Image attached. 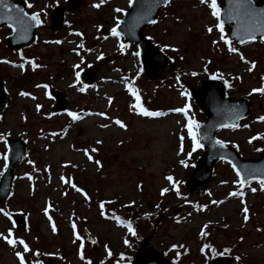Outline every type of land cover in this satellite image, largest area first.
<instances>
[{
	"label": "rangeland",
	"instance_id": "obj_1",
	"mask_svg": "<svg viewBox=\"0 0 264 264\" xmlns=\"http://www.w3.org/2000/svg\"><path fill=\"white\" fill-rule=\"evenodd\" d=\"M50 1L54 0H36L33 9L46 11L52 6ZM56 1L62 6L66 0ZM81 1L83 5L76 12L66 14L56 39L44 28L23 54L40 67L33 68L32 63L9 67L3 59L17 63L19 56L9 54L0 45V79L10 94L0 112V175L6 168V139H22L27 144L25 159L13 171L11 195L0 203V208L11 216L9 219L0 213V233L17 241L9 247L7 240L0 238V264H19L16 252L27 256L25 264H128L129 258L123 257L135 254L132 246H139L138 235L146 233L155 216H171L177 208L178 218L162 220L147 245L163 252L172 264H208L216 250L226 246L231 249L222 259H228L230 264H264V189L260 184L241 187L229 164L219 162L205 187L213 195L207 214L201 213V206L197 214L187 217V206L183 207L181 199L184 182L204 152L193 147L188 133L189 121L200 112L187 83L197 88L208 68H216L221 81L237 79L228 94L232 99L250 100L252 112L235 128L217 132L216 138L238 148L244 158H257V150L264 145V120L259 119L264 113L257 108L264 102V91L253 89L264 88V44L256 40L245 45H226V30L215 27L219 19L211 15L207 6L210 0L205 4L200 0H170L156 23L144 29V35L173 58L161 70V79L151 82L142 74L135 46L111 35L122 12L128 9L129 0H104L102 4L100 0ZM94 4L100 6L93 7ZM117 8L119 12L115 11ZM44 19L49 21L46 16ZM207 28L213 31L208 32ZM229 47L236 52H229ZM89 65L97 67V79L83 86L77 73ZM18 79L25 80L21 90L13 84ZM80 88L84 91L80 92ZM48 90L64 94L66 113L52 114L54 101ZM136 94L144 100L149 98L151 109L160 115L140 114L141 109L132 106ZM189 103L194 104V111ZM185 104L188 107L184 112L175 111ZM69 112L79 118L73 120ZM200 115L198 125L205 119ZM117 119L126 127L116 125ZM93 148L97 151L92 152ZM168 176L172 177L171 182L166 179ZM72 185L82 189L87 199ZM162 188L168 189L163 195ZM196 192L189 193L190 202L199 199ZM230 192L233 195L229 196ZM99 199L115 205L124 218L134 219L136 233H129L120 219L97 211ZM45 207L48 216L44 215ZM243 209L248 210L246 221ZM13 218L22 219L24 228H15ZM30 221L34 225L32 231L28 228ZM73 225L79 240L77 232H71ZM37 234L46 244H39ZM20 239L43 250L41 258L34 262L35 253L24 252ZM209 241L213 246L207 245ZM168 245L173 248L167 250ZM182 251L187 253L185 257Z\"/></svg>",
	"mask_w": 264,
	"mask_h": 264
},
{
	"label": "water",
	"instance_id": "obj_2",
	"mask_svg": "<svg viewBox=\"0 0 264 264\" xmlns=\"http://www.w3.org/2000/svg\"><path fill=\"white\" fill-rule=\"evenodd\" d=\"M219 1L221 2L220 20L228 29L229 39L239 43L243 40L245 43L264 36V28L260 26L264 23V0L259 2L247 0L246 5L243 4V0ZM164 5L163 0H131L129 10L124 13L117 27V31L127 43L137 45L144 74L149 80L160 77L159 70L167 64L168 58L142 35V30L150 24V21L157 18ZM77 7L78 4L75 1H70L68 10L74 11ZM244 7L247 8L248 15L244 14ZM62 15V9L57 7L53 10L51 15L53 28L60 24ZM2 25L12 29V34L5 41V46L12 50L28 46L33 40L37 27V24L31 20V15L26 12L24 4L16 0H3L0 3V26ZM93 73V68L91 71L84 72L82 82L88 83ZM191 90L195 103L205 116V120L198 129V141L205 152L197 159L193 172L185 183L187 190L192 192L200 186L207 185L213 166L219 160L228 161L236 172L240 173L239 179L243 180L244 184L260 182L264 179V149L257 159L242 158L235 149L224 143H217L215 139V133L218 130L234 127L241 119L249 115L250 103L245 99H229L225 85L213 80H206L197 90L193 88ZM51 95L56 101L52 106V112L62 113L66 106L63 97L56 92H52ZM6 101L7 94L0 82V111L4 108ZM262 106L264 107V104ZM7 146L8 167L0 179V201L10 192L13 168L24 158L26 152V144L20 139H8ZM16 225L22 227L17 222ZM150 237L144 239L131 263L170 264L164 260L161 252L146 248Z\"/></svg>",
	"mask_w": 264,
	"mask_h": 264
},
{
	"label": "snow or ice",
	"instance_id": "obj_3",
	"mask_svg": "<svg viewBox=\"0 0 264 264\" xmlns=\"http://www.w3.org/2000/svg\"><path fill=\"white\" fill-rule=\"evenodd\" d=\"M2 2H3V0H0V3H2ZM102 3H104V0H100V4H102ZM163 3H164V4H168V3H169V0H163ZM200 3H201V4H205V3H206V0H200ZM100 4H94L93 7H99ZM243 4L246 5V4H247V0H243ZM207 6H208L209 9H211V15H212L213 17H216L217 19H219V12H220V9L217 7V0H210V2L208 3ZM242 6H243V5H242ZM29 7H31V5H29ZM115 11L119 12L120 9L117 8V9H115ZM244 14H245V15H248V14H249V13H248V10H247L246 7H244ZM31 20H33L37 25H39V24L41 23L40 18L38 17L37 13H35V12L32 13V15H31ZM150 23H155V21H150ZM10 26H11V25H10ZM260 26H261L262 28H264V23H262ZM215 27H216L217 29H221V31H222V26H221L219 23H217V24L215 25ZM207 31H208V32H212L213 29H212V28H207ZM78 35H79V34H78ZM111 35L114 36V37H119L120 33L117 32V30H116L115 28H113V29H111ZM221 39H223V37H221ZM261 39L264 40V36H262ZM55 43H60V41H55ZM213 43H216V42L213 41ZM240 43H244V41L241 40ZM224 44H226V45L229 44V41L226 40V39H224ZM165 47H168V46H165ZM121 48H123V46H121ZM228 51H229V52H236V49H235L234 47H229V48H228ZM136 55L138 56L139 53H136ZM97 58L99 59V57H97ZM240 58H241V60H244V57H243V56H241ZM5 62H6V61H5ZM245 62L247 63V61H245ZM29 63H32V62L29 61ZM20 67H23V65H20ZM32 67H33V68H36V67H40V65H37V64H35V63H32ZM253 67H254V64H253ZM248 71H252V68H249ZM193 75H195V73H193ZM77 76H79V73H77ZM44 87H47V86L45 85ZM79 91H80V92H83L84 89H83V88H80ZM130 91H131V90H130ZM253 91H254V92H257V91H264V88H261V89H253ZM21 95H25V96H26V95H28V93H21ZM109 99H111V98H109ZM137 99H138V98H137ZM187 107H188V105L185 104L183 108L175 109V111H177V112H181V113H182V112L185 111V109H186ZM39 108H40V106L37 105V110H39ZM140 114H142V115H144V116H157V115H160V113H157V112H149V111H147V110H143V109L141 110ZM68 115H69L70 117H72L73 120H76V119L79 118V117H77L76 113H73V112H69ZM99 115H104V114H103V113H99ZM259 119H260V120H264V116L259 117ZM115 124L118 125V126L121 127V128H125V127H126V125H125L124 123H122L119 119L115 120ZM102 127H107V125H102ZM194 127H198V125H196L194 121H189V123H188V125H187V128H188V133H189V135L192 136V138H193V147H194V148H199V147H200V144L196 142L195 134H194V132H193V128H194ZM245 127H247V125H245ZM53 135H55V134H53ZM255 138H256V137H253L252 139H255ZM250 142H251V141H250ZM96 143L99 144V143H102V141H96ZM217 143H221V142H220V141H217ZM221 146H223V145L221 144ZM91 151H92V152H95V151H97V149L93 148ZM85 155L87 156V158H88L89 161H92L93 158H92V156L88 155V152H87V151H85ZM30 163H31V162H30ZM95 163H97V165H99L100 162H99V161H96ZM73 167H75V165H73ZM236 175H237V177H239V176H240V173L237 172ZM63 179H64V178L61 177V180H63ZM166 179H167L169 182L172 181V177H171V176L166 177ZM238 183L240 184L241 187L244 186V181H243V180H238ZM260 185H261V188L264 189V179H262V180L260 181ZM72 187H74L75 190H76L77 192H80V193H81L82 195H84L85 198L87 199V196H86V194L83 192L82 189L76 187L75 185H72ZM167 191H168L167 188H162V189H161V195H163V194L166 193ZM253 191H255V189H253ZM228 195L231 196V195H233V193L230 192ZM237 195H241V196H242L243 193H237ZM101 207H103V204L101 205ZM43 211H44V215H45V216H48V211H49V210H48V207H45ZM243 211L246 213L245 216H244V220L246 221V220L248 219V215H247V211H248V210H247V209H243ZM0 213H3L4 216H6V217H8L9 219H11V216L9 215V213H8L7 211H4V209L0 208ZM117 219H118V218H117ZM49 220L51 221V217H50V216H49ZM126 226L128 227V231H129V233H132L133 230H132L131 225H126ZM75 227H76V226L73 225V229H75ZM204 227L206 228L207 225H205ZM52 231H53V232L56 231L55 226H53ZM201 231L203 232L204 229L202 228ZM73 234L75 235V231H74ZM8 236H11V231H9ZM0 238H2V239H6V240H7V243H8L9 245H13V246H14V245L17 243L16 240L8 239V238L5 237L2 233H0ZM79 239H80V237L77 236V240H79ZM18 242H19L20 245L23 246V251H24V252H29V246H28V244L25 243V241H24L23 239H20ZM92 242L95 243V240H93ZM125 243H127V241H125ZM203 250H204V249L202 248L201 251H203ZM15 255L19 258V264H25L24 258L21 256V253H20V252H16ZM81 259H83V257H81ZM237 259H238V258H237ZM37 264H38V262H37Z\"/></svg>",
	"mask_w": 264,
	"mask_h": 264
},
{
	"label": "trees",
	"instance_id": "obj_4",
	"mask_svg": "<svg viewBox=\"0 0 264 264\" xmlns=\"http://www.w3.org/2000/svg\"><path fill=\"white\" fill-rule=\"evenodd\" d=\"M208 75L211 77V75H212V69H210L209 71H208ZM105 180V177H102V180ZM203 192H205V190H202L201 192H200V197L202 196V194H203ZM187 198V197H186ZM104 205V209H107V204H105L104 202H103V200H100L99 199V201H98V206H101V205ZM128 223H130L133 227H137V225L135 224L136 223V221L134 220V219H132V218H128ZM144 234V233H143ZM207 245H209V246H213V243L212 242H207Z\"/></svg>",
	"mask_w": 264,
	"mask_h": 264
},
{
	"label": "flooded vegetation",
	"instance_id": "obj_5",
	"mask_svg": "<svg viewBox=\"0 0 264 264\" xmlns=\"http://www.w3.org/2000/svg\"><path fill=\"white\" fill-rule=\"evenodd\" d=\"M25 1V3H26V7H27V9H28V11L30 10V11H33V5L35 4L34 3V0H24ZM29 5H31V7H29ZM35 10V9H34ZM29 11V12H30ZM36 12H37V14H38V16H39V18H42L44 15L42 14V12L41 11H38V10H36ZM41 30H43V29H41ZM9 30L7 29V28H5V29H0V35H7L8 33H6V32H8Z\"/></svg>",
	"mask_w": 264,
	"mask_h": 264
},
{
	"label": "bare ground",
	"instance_id": "obj_6",
	"mask_svg": "<svg viewBox=\"0 0 264 264\" xmlns=\"http://www.w3.org/2000/svg\"><path fill=\"white\" fill-rule=\"evenodd\" d=\"M115 81V80H114ZM117 82V81H116Z\"/></svg>",
	"mask_w": 264,
	"mask_h": 264
}]
</instances>
